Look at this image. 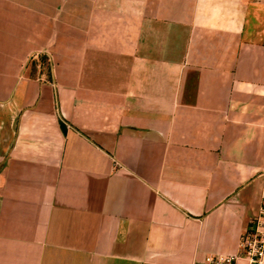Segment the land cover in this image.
Returning a JSON list of instances; mask_svg holds the SVG:
<instances>
[{
  "label": "crops",
  "instance_id": "1",
  "mask_svg": "<svg viewBox=\"0 0 264 264\" xmlns=\"http://www.w3.org/2000/svg\"><path fill=\"white\" fill-rule=\"evenodd\" d=\"M264 205V0H0V264H193Z\"/></svg>",
  "mask_w": 264,
  "mask_h": 264
},
{
  "label": "built area",
  "instance_id": "2",
  "mask_svg": "<svg viewBox=\"0 0 264 264\" xmlns=\"http://www.w3.org/2000/svg\"><path fill=\"white\" fill-rule=\"evenodd\" d=\"M193 264H264V205L242 233L235 255H209Z\"/></svg>",
  "mask_w": 264,
  "mask_h": 264
}]
</instances>
